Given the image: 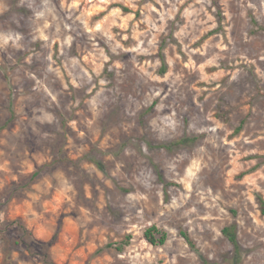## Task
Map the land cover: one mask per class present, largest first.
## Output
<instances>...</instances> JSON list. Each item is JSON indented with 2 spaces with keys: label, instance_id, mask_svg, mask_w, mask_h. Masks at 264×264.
I'll use <instances>...</instances> for the list:
<instances>
[{
  "label": "rangeland",
  "instance_id": "374dc122",
  "mask_svg": "<svg viewBox=\"0 0 264 264\" xmlns=\"http://www.w3.org/2000/svg\"><path fill=\"white\" fill-rule=\"evenodd\" d=\"M257 195L264 0H0V264H264Z\"/></svg>",
  "mask_w": 264,
  "mask_h": 264
},
{
  "label": "trees",
  "instance_id": "16d2710c",
  "mask_svg": "<svg viewBox=\"0 0 264 264\" xmlns=\"http://www.w3.org/2000/svg\"><path fill=\"white\" fill-rule=\"evenodd\" d=\"M161 64H162V69H161V74H165L166 72V62L164 59V56L160 52L159 55ZM11 114L12 111L10 110ZM195 138H184L180 140V143L185 144L186 142H192L194 141ZM257 204L259 206L260 213L264 215V198L260 195L256 196ZM237 225L236 223H232L228 226H225L221 229L222 235L227 239V241L230 243V245L233 248V259H231L230 264H238L241 260V251H240V246L238 243L237 239ZM23 233L27 238L31 237V234L27 231V229L24 227ZM181 237L185 240L186 244L190 247L191 250H193L197 256L202 260L203 264H209V262L201 255L199 249L196 247L194 241L191 239L189 234L185 231L180 232ZM143 238L145 241L152 245V246H162L165 244L167 235L165 232L161 231L158 229L156 226L152 225L150 227H147L144 232H143ZM130 241V237H126L124 241H122L119 244H108L107 247H112L116 246L115 248L118 251H121L124 246L128 245ZM50 243L45 244V246H49ZM8 264V263H7Z\"/></svg>",
  "mask_w": 264,
  "mask_h": 264
}]
</instances>
